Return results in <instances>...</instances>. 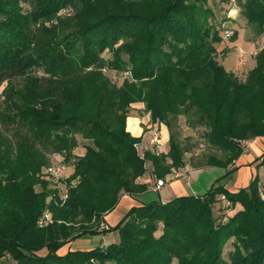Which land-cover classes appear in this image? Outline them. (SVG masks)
<instances>
[{"label": "trees", "instance_id": "trees-1", "mask_svg": "<svg viewBox=\"0 0 264 264\" xmlns=\"http://www.w3.org/2000/svg\"><path fill=\"white\" fill-rule=\"evenodd\" d=\"M214 1L228 4L222 22L232 21V0ZM207 2L0 0V87L8 82L0 121L16 130L13 139L0 133V264H9L7 258L12 264H172L174 258L179 264H264L258 174L236 192L218 179L202 195L134 205L118 224L100 228L123 193L145 191L137 179L147 161L159 179L185 165L190 147L182 139V116L189 126L204 127L207 163L225 165L227 173L244 151L241 142L264 135V47L246 79L227 70L217 59L218 45L236 41L239 32L226 37ZM236 5L254 35L264 34V0ZM49 19L56 23L46 26ZM106 48L114 55L109 66L129 70L132 80L118 87L102 74ZM39 70L43 74L35 75ZM15 79L27 85L14 90ZM138 101L152 121L168 127V153L146 149L140 156L141 136L126 130ZM76 134L92 144L74 158ZM47 152L65 154L73 167L56 189L49 187L51 174L39 178ZM222 195L243 206L227 221L213 210ZM47 209L53 220L41 227ZM112 231L117 242L60 253L72 240ZM232 237L235 249L226 259Z\"/></svg>", "mask_w": 264, "mask_h": 264}, {"label": "rangeland", "instance_id": "rangeland-1", "mask_svg": "<svg viewBox=\"0 0 264 264\" xmlns=\"http://www.w3.org/2000/svg\"><path fill=\"white\" fill-rule=\"evenodd\" d=\"M238 1V0H236ZM222 1H214V0H208L207 5H209L216 14V27L223 29L222 33L225 35L226 30L229 31H239L242 29V33L245 35L246 38H252L255 37L254 36V31L253 28H251L249 25L246 27L245 24V18L244 16L241 15L240 11L241 8L239 7V12L236 15L235 18L232 19V21L229 22H222L223 21V17L226 15V13L224 12V8L223 5L228 6V4L226 2H224V4H221ZM21 6L24 9V12L26 10H30V6L28 3L26 2H21ZM73 15V11H69V12H64V10H60L58 15L63 16V15ZM56 20H46L44 21V24L46 26H49L51 24H55ZM245 29V30H244ZM226 38V37H225ZM230 45V39L227 38L224 42H222V44L218 45V54H217V59L227 68H231V66H237L239 63V51L237 50H231L229 51V53L227 54L222 52V49L226 46L229 47ZM227 54V56H226ZM226 56V57H225ZM254 56V55H253ZM250 57V56H249ZM114 55L113 52L109 49L106 48L102 53H101V59H103V61L106 63L103 67H101L99 70L102 72V74L114 85L116 86H121L124 81L126 79H130L132 80V78L129 76L130 74L128 73L129 70H118L117 68H111L109 66V61L111 62V60H113ZM125 58H127V56H125ZM255 60V61H253ZM252 58H249V63L248 64H244L243 67L239 66L237 67L238 69H235V71H232L234 73H236V75L241 78V79H246L248 73L250 72V68L255 65L254 63L256 62L255 56ZM129 67V66H128ZM255 67V66H254ZM253 67V68H254ZM226 68V69H227ZM252 68V69H253ZM88 69H92V67L88 68ZM228 70V69H227ZM35 75L41 76L43 74V71L39 70L37 72L34 73ZM27 79H15L14 81H12L11 84H13V89L14 90H19L21 89L23 86L27 85ZM8 86V82H4V84L0 87V114L3 110V106L5 105V103L7 102V93H5L6 91V87ZM142 102H136L133 103L131 108H130V115L132 114V111L134 110V105H140L142 106ZM138 112L141 113V116L144 115L145 113H143L145 110V104H144V108L139 107L138 108ZM143 111V112H142ZM151 117H149L150 119ZM1 120V117H0ZM146 121V120H145ZM151 121L149 120V122H144L142 123V127H144V131L148 132V130H151L150 125L152 123H150ZM156 124L158 122H155ZM180 123H181V129H182V139L184 141V145L186 147H190L188 152L185 153L184 155V160H185V165L183 167H173L172 169H170V171L166 174V176L174 171H178V170H182L183 168H188L189 170V181H187L185 178L181 179V181H183L187 187L190 193H196V194H205L207 193L212 185L218 180L220 179V184L227 190H229L227 188L229 182H230V178L233 176L234 179H231L233 181L234 184V180L237 177V174L235 175V173L237 172L238 168H240V166H235L234 170L230 173H227V171L229 170L227 168V166L225 165H210L207 163V157L209 154V147L207 146L206 142L203 140V133L205 131L204 127H191L189 126V124L187 123L186 117L182 116L180 119ZM164 124V123H163ZM158 125V124H157ZM20 130V129H18ZM169 130V129H168ZM15 128L13 127V125L11 124H6L2 121H0V133H2L4 135V137L13 139L15 137ZM19 131H17L18 133ZM76 138L78 141V146L75 148V150L73 151V157L75 158L77 155H82V153L86 150V145L88 144H92V140L85 138L82 134H76ZM142 142V140H141ZM195 143H198V145H195ZM140 145V143H139ZM151 147V146H150ZM148 149H151V148ZM170 149L169 143L168 145H166V147L164 148V153H168ZM244 149V148H243ZM146 151L145 148H142L139 146V154L140 156H143L144 152ZM47 156L49 159V163L45 166L42 167L41 171L39 172V178L41 180H44L43 177L46 176V174H51L48 170L50 169V167H52L54 164L60 163V160H63L61 163L64 166V170L59 173V176L56 175H52V177L54 178L53 182H49V187L51 189H56L58 188V180H64L66 178H68L70 176V174H72V170L73 169L71 164H67L64 160L65 154L59 153V152H47ZM236 161V160H235ZM60 163V164H61ZM71 163V162H70ZM151 164V165H150ZM146 170L145 173L143 175H141L140 177H138L137 181L138 183H140L141 185L144 184L146 185V183L143 181L144 178H148L150 177L149 175L151 174V179L149 180L151 184H154L158 181V177L154 174V167L152 165V163L150 161L146 162ZM150 169H149V168ZM235 175V176H234ZM257 174L254 173L255 177ZM184 177V176H183ZM262 181H261V188H264V175L262 176V174L259 176ZM162 178H166V177H162ZM182 178V177H180ZM177 178V179H180ZM245 178L244 174L242 173V176H240L238 184H241V181H243ZM78 179V178H77ZM77 179L73 180V184L77 182ZM174 179V180H177ZM172 180V181H174ZM253 180V178L251 179ZM251 182V181H250ZM250 184V183H249ZM147 186V185H146ZM247 187V186H246ZM37 188H39V186H37ZM245 188V187H243ZM241 189V188H240ZM39 190V189H37ZM198 196V195H197ZM223 206V208H221ZM221 208V209H220ZM243 208V206L240 203L237 204H233L230 203L227 205L225 204V202H223L222 200L218 201L214 207V211L215 213L218 215L219 212L220 214V219H222L223 221H227L229 217H231V215L234 212H237L239 210H241ZM125 209L124 207L119 208V213L123 212ZM46 212L49 213L51 219L53 220L52 217V213L47 209ZM103 224V223H102ZM100 228L101 229H105L104 225L100 224ZM111 227V226H110ZM161 232V230H159L157 232V234H159ZM118 237V232L117 231H113V232H109L106 235H94V236H84V237H80L77 238V240H72L71 241V248H86L89 246L91 247H95L96 245L101 244L102 242H106V245L110 244L114 238ZM85 239H90L91 243L88 241H85ZM235 237H232L226 244L225 246V250H224V257L226 259H229V254L231 251H234L235 249ZM105 245V246H106ZM69 248V247H68ZM67 247H65L63 250H60V253H63L64 251H66L68 249ZM9 264H12L10 259L7 258L6 260ZM98 264V263H97ZM110 264V263H108ZM172 264H179V261L177 258H174L172 261Z\"/></svg>", "mask_w": 264, "mask_h": 264}, {"label": "crops", "instance_id": "crops-1", "mask_svg": "<svg viewBox=\"0 0 264 264\" xmlns=\"http://www.w3.org/2000/svg\"><path fill=\"white\" fill-rule=\"evenodd\" d=\"M246 27L248 26L247 20L245 19ZM245 30V29H244ZM239 30L238 39L234 42L230 41L229 45V51L231 50H237L239 51V63L238 65L231 66V68H226L230 71H235V69H238L237 67L248 64L249 58L251 57L253 60V57L257 54V52L264 47V34L260 36H255L252 38H246L245 35ZM226 54V56H227ZM254 55V56H253ZM225 56V57H226ZM250 56V57H249ZM255 61V60H253ZM256 65V62L254 63ZM255 65H253L250 69H252ZM235 67V69H234ZM142 107L144 108V104L142 106L134 105V110L132 111V114L129 115L127 119V129L130 131L134 136L142 138V142H140V147L148 149L151 139V130H148V132L144 131V127H142V123L149 122L152 123L150 127L155 126L160 128L161 133V148L164 151V148L166 145H168L169 141V130L168 127L163 123H155L154 121L149 119L150 115L146 111H142L145 113L141 116V113H139L138 108ZM146 120V121H145ZM248 146L244 149L243 153L239 156L238 159L234 162L233 166H240L238 168L236 179L233 181L231 179H234L233 176L230 178V182L227 186L229 191L236 192L240 190V188L246 187L249 185L251 179L254 176V173L258 174L259 176L262 174L264 175V165L261 164L263 157H264V135L258 136L256 138H252L247 140ZM151 149H154L152 146ZM139 150V148H138ZM151 165V164H150ZM231 166V168L233 167ZM149 168V167H148ZM150 169V168H149ZM187 171L186 175L180 179L174 180V181H168L164 185L158 187L157 182L154 184L150 183L151 174L150 177H146L143 179V181L146 183L147 188L144 192L132 195L128 193H123L121 195L119 203L116 205V207L105 215L103 224L110 226H115L119 223V221L122 219V217L126 214L129 209L134 205H140L143 203H150L153 201H159V202H168L172 200L173 198H176L178 196H184V195H202V194H196V193H190L188 190L187 185L181 181V179H186L189 181V170L188 168H183ZM242 173L244 174L245 178L243 181H241V184H238L240 176H242ZM234 175V176H235ZM262 181V179H261ZM124 207V211L119 213V208ZM101 224V225H103ZM106 229V228H105ZM113 232V231H112ZM118 232V231H117ZM109 233V232H108ZM106 233V234H108ZM105 233H101L98 235H106ZM96 236V235H95ZM77 240V239H76ZM119 240V233L118 237L114 238L110 242H117ZM85 241H88L91 243L90 239H85ZM71 242H68L66 245H64L60 250H63L65 247H69L66 251H64L62 254L66 253L68 250H76L75 248L70 247ZM101 245H106V242H102ZM97 246V245H96ZM93 248L88 245L86 248H77V249H90ZM65 250V249H64Z\"/></svg>", "mask_w": 264, "mask_h": 264}, {"label": "built area", "instance_id": "built-area-1", "mask_svg": "<svg viewBox=\"0 0 264 264\" xmlns=\"http://www.w3.org/2000/svg\"><path fill=\"white\" fill-rule=\"evenodd\" d=\"M232 2H233V6H232V8L228 11V17H230L231 19H233V18H235L236 17V15L238 14V12H239V8H238V6L236 5V0H232ZM231 35V31H229V30H226L225 31V36L226 37H228V36H230ZM150 144H151V146L154 148V150L157 152V153H162L163 152V150H162V148H161V133H160V128L159 127H155V126H153L152 128H151V139H150ZM241 144H242V147L245 149V148H247V146H248V141L247 140H244V141H242L241 142ZM137 148H139V144L137 145ZM139 151V150H138ZM61 163V162H60ZM58 163L57 162V164H54L52 167H50V169L48 170L51 174H53V175H56V176H59L60 174L59 173H61L63 170H64V166H63V164L61 163ZM186 173H187V171L185 170V169H182V170H178V171H174V172H172V173H170V174H168L167 176H166V178L164 179V178H160V179H158V181H157V186L158 187H160V186H162V185H164L166 182H168V181H172V180H174V179H177V178H180V177H183V176H185L186 175ZM262 196L264 197V194L262 193ZM221 198L224 200V202H225V204H229V201L227 200V198H226V195H222L221 196ZM50 215H49V213L48 212H46L44 215H43V217H41L40 218V220H39V225L42 227V226H44V224L46 223V221H48V220H50ZM105 227L104 228H106V229H108L109 228V226L108 225H106V224H103Z\"/></svg>", "mask_w": 264, "mask_h": 264}]
</instances>
